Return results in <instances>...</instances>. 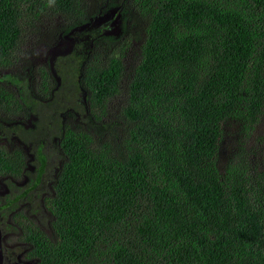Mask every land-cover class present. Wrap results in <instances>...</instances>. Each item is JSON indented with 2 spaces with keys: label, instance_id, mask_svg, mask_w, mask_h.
<instances>
[{
  "label": "trees",
  "instance_id": "16d2710c",
  "mask_svg": "<svg viewBox=\"0 0 264 264\" xmlns=\"http://www.w3.org/2000/svg\"><path fill=\"white\" fill-rule=\"evenodd\" d=\"M263 118L264 0H0V231L31 264H264Z\"/></svg>",
  "mask_w": 264,
  "mask_h": 264
},
{
  "label": "rangeland",
  "instance_id": "374dc122",
  "mask_svg": "<svg viewBox=\"0 0 264 264\" xmlns=\"http://www.w3.org/2000/svg\"><path fill=\"white\" fill-rule=\"evenodd\" d=\"M99 29H101L103 33L117 34L119 32V18L114 10H110L102 16H98L92 20L88 26L76 29L72 34H59L49 37L42 31L41 34H37L35 44L31 51H28L26 59L34 64L51 61L57 55L67 53L76 41L86 40L88 37L94 36ZM39 37H41V39H38ZM130 52L132 51L130 50ZM132 55L133 53H130L128 57L131 58ZM226 127L227 135L219 150V160L222 161L221 164L225 163L224 161L227 157H230L231 150L234 147L233 145L237 144L238 123L234 122L233 124H228ZM258 139L261 141H258ZM249 145L250 147L263 146L264 148V118L257 124V128L249 139ZM257 159L264 160V149L257 155ZM262 168H264L263 165ZM1 188L2 186L0 183V192L4 191V188ZM2 242L5 248L3 251L2 264H31L29 261L25 260V257L20 253L22 249L21 243L18 241L17 233L7 232L3 234Z\"/></svg>",
  "mask_w": 264,
  "mask_h": 264
},
{
  "label": "water",
  "instance_id": "95a60500",
  "mask_svg": "<svg viewBox=\"0 0 264 264\" xmlns=\"http://www.w3.org/2000/svg\"><path fill=\"white\" fill-rule=\"evenodd\" d=\"M1 238H2V234L0 232V264L2 262V247H1Z\"/></svg>",
  "mask_w": 264,
  "mask_h": 264
},
{
  "label": "flooded vegetation",
  "instance_id": "af4514ba",
  "mask_svg": "<svg viewBox=\"0 0 264 264\" xmlns=\"http://www.w3.org/2000/svg\"><path fill=\"white\" fill-rule=\"evenodd\" d=\"M1 247H2V238H1ZM2 262H3V252H2ZM2 262H1V264H2Z\"/></svg>",
  "mask_w": 264,
  "mask_h": 264
}]
</instances>
